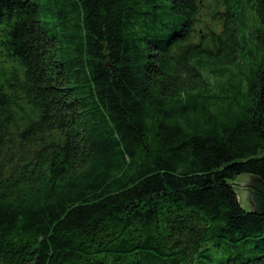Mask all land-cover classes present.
<instances>
[{"label": "trees", "instance_id": "trees-1", "mask_svg": "<svg viewBox=\"0 0 264 264\" xmlns=\"http://www.w3.org/2000/svg\"><path fill=\"white\" fill-rule=\"evenodd\" d=\"M264 0H0V264H264Z\"/></svg>", "mask_w": 264, "mask_h": 264}, {"label": "water", "instance_id": "water-1", "mask_svg": "<svg viewBox=\"0 0 264 264\" xmlns=\"http://www.w3.org/2000/svg\"><path fill=\"white\" fill-rule=\"evenodd\" d=\"M242 180L247 181L236 186L239 190H243L242 199L245 207L251 214L264 216V181L254 175H246Z\"/></svg>", "mask_w": 264, "mask_h": 264}, {"label": "rangeland", "instance_id": "rangeland-1", "mask_svg": "<svg viewBox=\"0 0 264 264\" xmlns=\"http://www.w3.org/2000/svg\"><path fill=\"white\" fill-rule=\"evenodd\" d=\"M242 178H243V177H242ZM242 178H240V179L237 181V184H238V183H244L245 181H247V180H244V181H243ZM239 188H240V187H239ZM240 189H241V188H240ZM242 191H243V190H239V189H238V192L240 193V199H241V202H242L243 205H244V201H243V199H242Z\"/></svg>", "mask_w": 264, "mask_h": 264}]
</instances>
